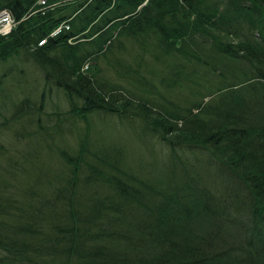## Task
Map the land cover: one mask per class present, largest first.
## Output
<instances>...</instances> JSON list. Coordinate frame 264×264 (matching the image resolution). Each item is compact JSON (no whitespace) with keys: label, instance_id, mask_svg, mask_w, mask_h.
<instances>
[{"label":"trees","instance_id":"trees-1","mask_svg":"<svg viewBox=\"0 0 264 264\" xmlns=\"http://www.w3.org/2000/svg\"><path fill=\"white\" fill-rule=\"evenodd\" d=\"M36 4L0 0L17 21L0 86L31 62L40 98L55 84L68 107L45 124L32 95L1 101L0 264H264V0ZM31 108L32 126L4 133ZM91 114L168 152L135 166L91 140ZM63 116L84 122L73 143Z\"/></svg>","mask_w":264,"mask_h":264},{"label":"rangeland","instance_id":"rangeland-1","mask_svg":"<svg viewBox=\"0 0 264 264\" xmlns=\"http://www.w3.org/2000/svg\"><path fill=\"white\" fill-rule=\"evenodd\" d=\"M15 58H10L4 62H0V73L2 72V69L4 67H10L12 64V61ZM28 66L26 68L31 71L30 73L25 75V78L17 82L16 78L9 73L6 77L2 78L1 86H0V106L5 107L4 104L1 103L2 100H5L6 103H8L6 106L9 107L11 104L12 97H22V93H25L27 95L31 96V104L34 106H41L42 110H40L41 117L43 118V122L45 124H49L50 119L48 118L47 112H52L57 109L59 110H66L68 107V101L64 94V89L61 86L55 85L52 86V89L50 92H47L49 89H46V94L43 99L40 98L39 94L41 93L40 85L38 90H34L30 83L33 81V79L36 77L35 73V65L31 62H26ZM173 70H170V75H172ZM23 89L21 91L20 89ZM36 91L37 93L33 92ZM33 92V93H32ZM9 93V95H7ZM13 93V94H12ZM15 93V94H14ZM24 95V94H23ZM9 96V97H8ZM43 100V102H42ZM12 109V108H11ZM8 112H10V110ZM24 109V108H23ZM43 111V112H42ZM4 112L6 114H9L6 111V108H4ZM20 112V111H19ZM34 109L28 110L26 113H20L23 117L19 119H15L13 121H10L9 125H6V127L2 128L4 133L11 134L14 130L17 128H20L22 125L25 127L32 126L31 122H29L30 116H33ZM38 114V112L35 113V115ZM91 132H90V138L92 141L99 142V140H106L111 142H118L123 145V148H125V157L128 159V161L137 166V164L147 165L150 167V161H153L154 156L157 155V157L160 159L162 153H167L168 149H164L163 146L158 145L157 140L152 143L150 139H148L149 148L146 146V143L142 141V139L138 138L136 135H134L131 131L130 126L128 125L127 121L120 120L116 116H104V121L99 118L97 114H91ZM22 119V120H21ZM19 120V121H18ZM64 124L67 125L69 128H71L73 137L71 134H68V132H65L64 135L67 138H70V142L72 143L76 140L79 126L83 127L84 122L79 117H71V116H63ZM110 122V124H108ZM132 126L135 125V123H131ZM65 128V126H64ZM79 129V130H78ZM78 130V131H77ZM73 138V139H72ZM53 144H57L59 140L56 138L55 140L52 139L51 141ZM101 142V141H100ZM10 145V143H9ZM151 148H154L153 150H149ZM155 150V152L152 154V152ZM53 165L56 164L52 163ZM196 167L198 165L196 164ZM200 167H204L199 170L201 174H203L204 177L207 179H213L216 178V181L219 184H222L224 182V173L221 172V170L216 166L212 165H205L204 162L200 164ZM32 175V174H31Z\"/></svg>","mask_w":264,"mask_h":264},{"label":"built area","instance_id":"built-area-1","mask_svg":"<svg viewBox=\"0 0 264 264\" xmlns=\"http://www.w3.org/2000/svg\"><path fill=\"white\" fill-rule=\"evenodd\" d=\"M47 0H36V5L38 4H45ZM40 7L36 8V9H31V11H35L40 9ZM16 23L15 18L12 16L11 12L4 8L0 10V33H7L12 26ZM69 23L67 22V20H63L60 24H58L50 33L49 35H56L59 32L62 31L63 28H69ZM46 40V36H43L39 39L38 43L41 44Z\"/></svg>","mask_w":264,"mask_h":264},{"label":"bare ground","instance_id":"bare-ground-1","mask_svg":"<svg viewBox=\"0 0 264 264\" xmlns=\"http://www.w3.org/2000/svg\"><path fill=\"white\" fill-rule=\"evenodd\" d=\"M16 20V19H15Z\"/></svg>","mask_w":264,"mask_h":264}]
</instances>
